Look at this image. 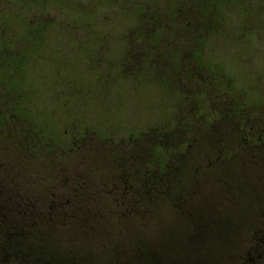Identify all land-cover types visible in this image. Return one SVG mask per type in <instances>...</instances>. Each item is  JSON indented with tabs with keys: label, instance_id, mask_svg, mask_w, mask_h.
Instances as JSON below:
<instances>
[{
	"label": "flooded vegetation",
	"instance_id": "1",
	"mask_svg": "<svg viewBox=\"0 0 264 264\" xmlns=\"http://www.w3.org/2000/svg\"><path fill=\"white\" fill-rule=\"evenodd\" d=\"M208 3V0H0V159L7 149L13 154L10 160H15L14 155L18 153V160L25 155V159L20 160L25 163H41L50 158L48 150L52 153L53 149L58 150L56 158L59 159L77 151L79 143L90 137L89 130L95 132L84 120L83 123L74 120L69 128L71 142L65 150L59 148V138L45 132L44 123L37 127L34 114L52 116L55 111L43 107L37 110L25 104L33 98V85H36L30 83V76L42 75L48 65L73 68L85 65L90 72L98 69L95 75L93 73L94 89L98 90L97 98L101 102L98 114L107 115L106 123L110 120V110L124 100L118 92L122 83L127 86L124 93L131 98H140L143 91L154 89L152 96L159 100L158 109L163 111V119L148 125L147 129L137 123L126 136L118 138L119 125L116 124L115 131L108 125L110 136L97 139L110 149L115 145L124 149L132 147L140 154L145 147L151 149L147 156H139L142 165L136 172L129 170V177L155 180L160 178L162 165L166 163L175 176L177 169L180 170L177 166L182 158L180 152L190 145L193 132L204 135L202 147L207 148L208 131H240V94L229 80L225 91L220 85L223 76L207 75L203 66L206 62L204 46L211 30ZM64 9L70 11L71 20L62 17ZM112 19H119L122 28L96 27ZM218 29L219 25L212 31ZM66 40L70 42L68 45ZM203 80L208 85H202ZM70 83L75 87L74 81ZM8 84L14 93V89L22 85L26 88L27 97L19 101L17 107L20 112L32 115L34 126L21 114L14 113L13 108L5 106L6 101H12L15 96L5 91ZM74 94L80 96L85 92L79 90ZM92 95L95 96V90ZM136 102L139 106L142 103ZM64 105L65 102L59 111L57 109L58 115L64 112ZM79 106H85L84 101ZM138 107L137 119L141 114ZM151 108L155 109L154 105ZM93 114L92 111L90 115ZM165 137L169 141L178 137L179 141L161 148V139ZM237 142L233 149H218L216 159L238 155L241 144ZM158 148L166 149L167 159L165 152L157 153ZM51 158L55 160V156ZM205 162L211 164L210 160ZM110 174L119 175L118 172ZM245 227L247 234L238 238L240 241L221 264H264V219ZM180 238L174 236L172 240ZM114 258L123 259L122 264H131L126 252L112 260Z\"/></svg>",
	"mask_w": 264,
	"mask_h": 264
},
{
	"label": "rangeland",
	"instance_id": "2",
	"mask_svg": "<svg viewBox=\"0 0 264 264\" xmlns=\"http://www.w3.org/2000/svg\"><path fill=\"white\" fill-rule=\"evenodd\" d=\"M218 8L219 29L212 32L205 43L203 59L207 63L204 62V69L207 73L212 74L216 71L215 69L219 68L226 80L231 81V87L242 97L241 103L246 107H255L260 110L264 119V0H227ZM61 14L66 20H71L69 10L64 9ZM129 21L132 22L128 19ZM119 22V19H112L107 24L98 23L99 25L96 27L103 30H107V28L117 30V28H122ZM54 27L56 28V26ZM59 37L63 40L62 36ZM69 43L66 40V45ZM97 70L90 72L85 65H78L76 68L48 65L43 68L42 75L37 74V76L32 73L30 83L36 84H32L35 87L34 95L25 105L33 106L37 110L43 107L51 112L55 111L52 116L34 114L33 117L39 124L37 127H40V123H44L45 132L50 134L49 136L60 139V149L66 150L71 142L69 131L74 120L80 123H83L84 120V124L90 125L89 127L95 132L89 130L90 137L83 139L75 152L66 153L57 159L58 150L53 149L49 159L37 164L28 163L31 170L28 176L32 179H4L5 191H9L11 185H19L24 189L28 188L25 192L30 197L37 198L44 205L51 202V199L60 202L67 201L69 203L67 206H70L72 210H77V217L71 218L69 223L62 227L64 232L61 233V231L59 236L69 241L68 243L78 242L68 244L70 248L77 246L81 252L100 253V255H96L97 260L94 261L96 264H109L111 261L108 255L114 252L111 250L113 247L118 246L126 250L127 246L129 250L130 246L125 244L129 239L133 242V250H137L138 246L141 249L147 247L145 244L148 242V247L143 251L145 254L148 250L154 251L157 242L165 238L188 237L186 228L177 227L183 225L181 221H185L180 213L185 214V210L187 213L188 202L198 205L201 200H208L216 207V210L214 209L215 219L207 223L200 222L201 224L199 223V228H197L199 232L189 235V239H184L180 249L191 256L192 264H221L230 253L231 248L240 241L238 238L246 235L245 226L264 216V155L258 154L257 157L249 159L241 151L236 156L227 159L221 158L215 162L214 159L218 153L212 151L208 158L204 159L201 156V149L204 148L201 143L204 138L200 136L196 140L197 144L193 142L192 145L184 147L183 151L180 150V154L187 155V158L183 162L184 173L180 175L178 181L176 180L177 176L175 180L171 178L173 175L169 170V163L162 165V169L164 167V171L167 172L162 180L166 189L169 190L170 187L173 194L168 193L162 187L158 199L151 201V205L146 204L150 206L149 208L145 206L148 210L142 213L143 210L137 203L132 206L134 209L131 210V213H126L121 197L113 193L115 189L110 188L109 182L105 179H108L107 175L112 170L117 174L119 166L136 172L142 165V159L139 156H147L151 149L145 147L144 154H140L132 147L124 149V147L115 145L110 149L97 139L103 140L110 136L112 132L109 131V128L107 129L108 125L111 130L115 131L117 130L115 126L118 124L117 138L120 135L124 137L127 135L125 133L133 127L136 128L137 123L145 125L144 128L147 129L148 125L163 119L164 115L163 111L158 109L159 100L157 97L154 100L152 96L154 90L152 87L143 91L140 98H131L124 93L123 90L127 86L122 83L118 92L124 96V100H122V104L114 105L110 110V120L106 123L107 115L98 114L101 102L97 98L98 90L94 89L93 78V73L95 75ZM71 81L75 82V87L70 83ZM9 85L4 87L5 91L11 95L15 94V96H12V101H6L5 106L13 108L14 113L21 114L24 120L34 126L32 115L28 112H20L17 107L18 102L27 97L26 88L22 85L18 89L15 88L14 93ZM29 85L31 84H27V86ZM79 90L85 94L75 95L74 92ZM94 90L95 96L92 95ZM35 95L38 97H34ZM136 100L142 102L140 106ZM82 101L85 106L80 108L79 105ZM63 102L66 103L63 106L64 112L58 115L57 109ZM153 105L155 109L151 108ZM137 107L141 113L138 119V114L135 112ZM92 111L94 114L90 115ZM206 139L214 141V143L218 142L220 149H233L238 144V137L227 129L208 131ZM161 140V148H164L167 143H176L178 137L171 141L168 137ZM161 148L157 150L160 155L163 153ZM203 152H205V148ZM167 154L166 151V159ZM18 156L17 153L16 161L19 159ZM52 156H55V160L57 159L58 166L50 170L48 169L51 167L50 161L54 160L51 158ZM22 159H25V155H22L20 160ZM206 160H210L212 163L206 170L208 188L204 187L202 191L197 190V193H194L195 185H198V189H200L199 178L196 179L194 169L198 164L205 163ZM39 172L42 174H35ZM59 178H62L61 182L67 188L70 187L71 191H74L72 194H67L71 191L65 192V189L56 190V193H60L59 196L42 193L48 185L50 186L51 179L58 180ZM134 178L137 179L136 176ZM241 178H246L248 182L252 183L251 194L255 200L242 203L238 193L239 179ZM137 180L141 181V179ZM173 182L176 183V189L179 190L175 194L172 188ZM137 185L136 183L135 186ZM251 189L249 188V190ZM48 192L51 193L50 190ZM226 193H228V198H226ZM205 194L212 197L205 196ZM190 208H192L191 205ZM82 211L84 213L79 214ZM84 215L87 217L84 218ZM173 225H176L173 227V232L167 231L164 233L165 236H159L155 231L157 229L155 226ZM160 228L167 229V227ZM171 250L175 251L174 246ZM140 261L143 264H150L145 256ZM134 262L136 261L132 260L130 263Z\"/></svg>",
	"mask_w": 264,
	"mask_h": 264
},
{
	"label": "trees",
	"instance_id": "3",
	"mask_svg": "<svg viewBox=\"0 0 264 264\" xmlns=\"http://www.w3.org/2000/svg\"><path fill=\"white\" fill-rule=\"evenodd\" d=\"M226 1L227 0H208L210 7V18H208V24L209 29H211L208 31V36L214 32L212 29L216 30V28H218V4H222ZM200 32L201 31H199V33ZM199 37H201L200 34ZM218 69H215L216 71H214L212 74L207 72L205 73L207 75L220 77L223 76L224 80H221L222 84L220 85L224 86L225 91H227V80L224 74H222ZM205 73H203V75H205ZM202 82V85H208L206 81L204 82L203 80ZM208 94L210 95L209 91ZM241 102L242 97L240 96V103L238 105L241 118L240 131L235 133L232 131L230 132L238 137L237 140L240 141L241 147L239 153L242 151L248 156L249 159H253L257 157L258 154L264 155V119L261 116L262 113L260 110H257L255 107H246ZM200 134L201 132H193L191 135L192 141L189 144L192 145L193 142H196L195 144H197L196 140L197 138H200V136H203L204 138V135ZM203 141L204 140H202V142ZM207 141L209 147L205 148V152H203L204 148L201 149V156L203 158L204 156H209V153L212 151L217 152L218 149H220L218 142L214 143V141L208 139ZM48 152L51 156V152L49 150ZM163 152L166 153V149H164ZM3 155L4 157L0 159V264H78V262L79 264H96L94 262L97 260L96 255H100V253L94 252L89 254L90 252H81L77 246L70 248L68 244H76L78 242L72 241L68 243L69 241H66L59 236V233L62 231V227L69 223L71 218L77 217V210H72L70 206H67V204H69L67 201L60 202L51 199V202L47 203V205H44L37 198H32L27 192H25V190L28 188L24 189V187L19 185H11L9 191H5L3 186L4 179L31 180L32 178L28 176V174L31 173L28 163L23 161L20 162V160H10L11 156L13 155L11 149H7ZM15 158L16 157L14 155V159ZM185 158H187V155H183L180 162L177 163V166L180 168V170L177 169L178 171L176 172L175 176L173 174L174 171L172 168H169L171 174L173 175V177H171L172 179L175 180L177 176L176 180L178 181L180 175L184 173L183 162L185 161ZM216 161L218 160L216 159L215 162ZM50 162L51 167L48 169L53 170L57 168V161L51 160ZM208 165L209 164L205 162L201 163L200 165L198 164L197 167H195L194 175L196 179L199 178L200 189H198V185H195L193 188L194 193H197V190L202 191L204 187L208 186V177L206 176V168ZM127 172L128 170H125L124 167L119 166L118 177L112 176L110 174L111 176L107 175L108 179H105L109 182V187L115 189L113 190V193L121 197V201L123 202L122 206L125 208L126 213H131V210L134 209L132 206L136 205L137 203L138 206H140L143 210L142 213L148 210L146 207L149 208L150 206H147L146 204L151 205V201L158 199L159 194H161L162 187H164L168 193H172V189L169 187L170 191L167 190L162 180L163 176L167 174V172L164 171V167L160 178H156L155 180L140 178L142 180L139 182V180L135 179L134 177H129ZM111 173L115 172L112 170ZM35 174H42V172ZM62 178H59L58 180L51 179L52 181L50 186L48 185V187H46L42 193L50 196H59L60 193H56V190L58 189H65V192L71 191L70 187L67 188L64 183L61 182ZM136 183L138 184L137 186H135ZM251 184L252 183L248 182L246 178L239 179L238 193L241 196L242 203H246L249 200H255L251 194ZM176 186V183L173 182L172 188L174 194L179 192V190L176 189ZM249 188L251 190H249ZM49 190L51 193L48 192ZM73 192L74 191H71L67 194H72ZM223 195L225 197V194ZM205 196L212 197L208 194H205ZM226 196V198H228V193H226ZM174 198H176L175 195ZM188 204L189 209L187 213L186 210L184 211L185 214L180 213L181 217L185 219V221L181 222L187 223L177 227L186 228L187 235L189 237V235H195L199 232L197 231V228H199L198 224L200 222L207 223L215 219L214 209L216 207L208 200H201L198 205H195V203L191 202H188ZM190 205L192 208H190ZM83 213L84 211L79 212V214ZM83 217L86 218L87 216L84 215ZM261 219H264V216ZM175 226L176 225L155 226V228H157L155 231L157 232V235L163 236L167 231L173 232V227ZM160 227H167V229ZM244 229L247 230L248 228L245 227ZM63 232L64 231L61 233ZM245 234L247 233L245 232ZM188 237L182 236V238H180L181 240L178 241H173L172 237L169 239L165 238L164 240L157 242L154 251H149L146 249L148 251L145 254L143 251L148 247V242L145 244L147 247L141 249L138 246L137 250H133V242L129 241V239L125 242V244L130 246L129 250L127 249V246L126 250L118 246L113 247L111 250L114 252L110 253L108 256L111 264H122L123 259L115 260L114 258L112 260V258L125 252L128 253V257L130 258L129 263L132 260L136 261L131 264H143L140 260H143L144 256L150 262V264H192L193 260L191 256L184 253L183 249H180L181 242H184V239H189ZM173 246L175 251L171 250ZM180 253H182V255H180Z\"/></svg>",
	"mask_w": 264,
	"mask_h": 264
}]
</instances>
